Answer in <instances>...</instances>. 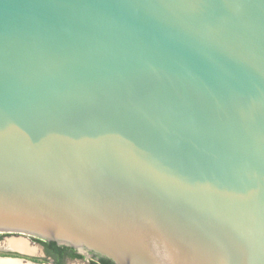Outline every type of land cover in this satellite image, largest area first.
<instances>
[{
    "label": "water",
    "instance_id": "water-1",
    "mask_svg": "<svg viewBox=\"0 0 264 264\" xmlns=\"http://www.w3.org/2000/svg\"><path fill=\"white\" fill-rule=\"evenodd\" d=\"M0 234L264 264V0H0Z\"/></svg>",
    "mask_w": 264,
    "mask_h": 264
},
{
    "label": "flooded vegetation",
    "instance_id": "flooded-vegetation-1",
    "mask_svg": "<svg viewBox=\"0 0 264 264\" xmlns=\"http://www.w3.org/2000/svg\"><path fill=\"white\" fill-rule=\"evenodd\" d=\"M20 237L29 238L31 243L37 245L38 250L42 253V256H43L42 261H44L46 264H67V263H71V262L85 261L86 258H89V260L87 261V264H91V263L100 264V259H102V258H98L94 255H84V254L82 255L72 248L61 246V245H58L56 243H55L56 247L66 248L69 250L68 251L67 250H61L62 254L60 256L54 255L53 251L50 248H47L45 245L38 242V241H42L40 239L27 237V236H23V235H18V234H0V241H2V240L6 241L5 247L1 248L0 252L7 253V254L0 256V260L1 259H9L12 262H14L13 264H34V263H31L30 261L26 260L25 257H22V255H32V254L21 253L19 251L14 250L12 247H10L8 245V241H10L14 238H20ZM21 239H18V240H21ZM42 242L48 243L46 241H42ZM28 247H29V245H28ZM70 250L74 251V253H76V254L81 255L83 258L82 259L74 258L73 254L70 252ZM11 252H15L18 255L17 256H16V254L13 255V253H11ZM9 254H12L13 256H6Z\"/></svg>",
    "mask_w": 264,
    "mask_h": 264
},
{
    "label": "rangeland",
    "instance_id": "rangeland-1",
    "mask_svg": "<svg viewBox=\"0 0 264 264\" xmlns=\"http://www.w3.org/2000/svg\"><path fill=\"white\" fill-rule=\"evenodd\" d=\"M21 238L22 237H20V238H14V239H12L10 241H24L33 250V252L29 253V254H32V255H22V257H25L26 260H28V261H30L31 263H34V264H46L44 261H42L43 260V256H42V253L38 250L37 245L31 243L29 238H26V237H23L22 239ZM18 239H21V240H18ZM5 245H6V241H3V240L0 241V249L3 248V247H5ZM11 253H13V255L16 254V256L18 255L15 252H11ZM21 253H23V252H21ZM4 254H7V253L0 252V256H2ZM13 255L12 254H9V255H6V256H13ZM88 260H89V258H86L85 261L71 262V263H67V264H87V261Z\"/></svg>",
    "mask_w": 264,
    "mask_h": 264
},
{
    "label": "trees",
    "instance_id": "trees-1",
    "mask_svg": "<svg viewBox=\"0 0 264 264\" xmlns=\"http://www.w3.org/2000/svg\"><path fill=\"white\" fill-rule=\"evenodd\" d=\"M39 243L45 245L47 248H50L54 255H61V250H69V249H66V248H61V247H56L55 243L53 242H48V243H45V242H42V241H38ZM56 247V248H55ZM70 252L73 254L74 258H78V259H82L83 257L79 254H76L74 253V251L70 250ZM91 264H95V263H91ZM100 264H112L110 261L108 260H105V259H100Z\"/></svg>",
    "mask_w": 264,
    "mask_h": 264
},
{
    "label": "bare ground",
    "instance_id": "bare-ground-1",
    "mask_svg": "<svg viewBox=\"0 0 264 264\" xmlns=\"http://www.w3.org/2000/svg\"><path fill=\"white\" fill-rule=\"evenodd\" d=\"M8 244L10 247H12L13 249L19 252H23L27 254L33 252V250L29 248L26 242L24 241H9ZM4 264H9V263H4Z\"/></svg>",
    "mask_w": 264,
    "mask_h": 264
}]
</instances>
